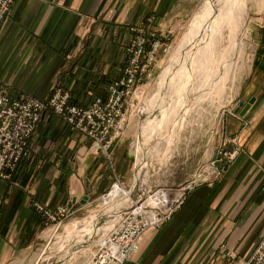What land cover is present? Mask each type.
<instances>
[{
	"label": "crops",
	"instance_id": "crops-1",
	"mask_svg": "<svg viewBox=\"0 0 264 264\" xmlns=\"http://www.w3.org/2000/svg\"><path fill=\"white\" fill-rule=\"evenodd\" d=\"M197 3L16 0L0 35V93L11 98L31 94L47 99L56 86H61L70 91L74 102L88 106L96 97H106L108 85L122 75L132 24L155 15L154 23L164 29L192 14ZM254 26L261 34L258 51L263 48L264 13L254 20ZM229 105L220 118L221 137L239 135L242 154L219 179L193 190L163 227L150 229L139 251L126 264H242L264 235V68L255 65L242 75ZM148 114L138 119V133ZM124 139L116 141L118 157H122ZM221 140L206 159L215 156ZM179 144L178 136L174 157L179 155ZM30 147L31 154L21 162L14 180L0 179V264L25 258L35 244L45 225L35 202L52 209L74 208V200L81 203L88 194V205H92L94 192L103 190L94 181V171L105 164L104 154L95 150L91 139L53 113L44 115ZM127 154L136 158L132 150ZM201 161L181 174L172 165L171 172L160 175L159 180L181 183ZM119 166L122 174L126 172L125 159L119 160ZM89 182L85 192L84 183ZM84 207L81 204L77 211Z\"/></svg>",
	"mask_w": 264,
	"mask_h": 264
},
{
	"label": "built area",
	"instance_id": "built-area-1",
	"mask_svg": "<svg viewBox=\"0 0 264 264\" xmlns=\"http://www.w3.org/2000/svg\"><path fill=\"white\" fill-rule=\"evenodd\" d=\"M15 1L0 0V35L11 17ZM155 19L152 15L148 22L130 27L131 38L124 48L126 61L122 75L108 85L105 98L97 97L87 107L72 102L71 93L62 87H56L46 100L30 94L11 98L0 93V179H14L22 159L30 155V141L47 112L90 138L111 162L112 147L125 133L130 117L147 113L146 92L142 86L154 77L158 52L169 51L170 32L159 33L153 29ZM243 150L239 135L223 136L219 153L199 166L184 183L155 190L125 212L106 238L98 242L87 264H126L139 251L141 240L150 229L161 228L169 222L193 190L223 176ZM115 187L124 188L119 178L113 183ZM35 207L49 223L60 225L70 215L67 207L51 210L39 202ZM242 264H264V235Z\"/></svg>",
	"mask_w": 264,
	"mask_h": 264
},
{
	"label": "rangeland",
	"instance_id": "rangeland-1",
	"mask_svg": "<svg viewBox=\"0 0 264 264\" xmlns=\"http://www.w3.org/2000/svg\"><path fill=\"white\" fill-rule=\"evenodd\" d=\"M197 1H198V3H197V6L195 7L193 13L190 14L188 17L183 18V21L173 22L170 24L171 25L170 27H167L164 29L158 27V25L155 23L152 24L153 29L158 30L159 33L170 32V36H169V39L167 42L169 45V47H168L169 51L167 53H164L162 51L158 52L157 59H156V68H155L156 71L154 73V77L151 81L146 82L142 86L146 92V95L144 96V97H146V99L144 102L147 105L146 109H147V113H149V114H148V117L146 118V121L143 123V127H142V130L140 133H138V131H137V129H138L137 123L139 122L138 119H140L141 117H138V116L130 117L131 122H130L128 128L126 129L125 133L121 136V138H125L124 142L122 143L123 144L122 157H118V153H117L118 149H117V151H115L116 142L112 147V150L113 149L114 150H113V154L111 157V162L103 152L98 151L96 149L97 147L94 146L95 150L97 152H99V154H102V155L104 154L103 156H105L102 158V163L105 161V164L101 165L99 170L97 169V172H96V170L94 171V181H96L98 184L102 185L103 190L94 192L93 204L88 205V203L90 202V200H89L86 204L83 205L85 207L82 210L77 211V209H76L75 211H72L73 208H70L69 206H58V207H67L70 211V215L66 219H64L60 225L55 224V223H49L47 221V219L41 213H39L37 211V209L35 207V203H36L35 202L34 203L35 210H36L37 214L44 220L45 225L40 230L39 236L36 239L35 244L30 248V252L28 253V255L23 259H19L15 262H12L11 264H35L36 258L38 257L39 253L42 251L44 246L46 245L48 235L52 232L53 229L60 227L59 228L60 234H65L67 227L71 226L73 221L81 220V219L89 218V217L92 218L94 215H96V216H94L95 217L94 219H98V218L100 219V217L102 215L99 213H103L102 211L104 209H106V208H104V200H106L108 198L110 191L112 192L113 183L115 182L116 178H119L121 180L122 187H124L125 190H131L135 186V183L133 185L132 182H133V175L134 174L137 173L136 175L138 177V170L136 171V169H135V172H134V168L137 164H140V162H136V165L134 163L136 161L135 159H137V161H138V144H139V141H141V142L143 141V135L144 134L150 133L151 130L155 131L156 130L155 128L157 126H159V124L161 122L160 118H161L162 113L164 111H166L167 109L170 110L171 104L174 103V99H175L174 96L176 94L175 92L177 91L176 90L174 92V90H172V89H173V85H174L175 81L178 80V78L180 77V75L182 73L180 70L182 69V67H185V66L188 68V66L191 64V62H193L191 60V58H192L191 53H187V56H185V57L182 55L181 43L183 42V38L185 37L186 33L191 28V25H192V22L194 21V19L197 17V15H199L201 13L202 10L205 9V7H207L211 3V0H197ZM245 9L247 10L246 12H247V17H248L246 25H245L247 28L245 30L246 34L242 36V39L245 41V49L242 50L241 53L239 55H237V57H235L234 54L233 55L231 54L232 56L228 57L230 61L236 62L237 68H236V74H235L234 80H231L228 83V89L226 90V93L223 96L224 98L222 96H220V97L214 96L213 99L207 98L206 100H204L201 103V105H200L201 110L196 111L195 114H193L194 116L191 119H189L190 117H188L189 120L187 121V124L184 125V128L182 129L183 130L182 133L178 135L179 139H180V144H179V149H178L179 155L177 157L172 158L173 161L171 160L168 162L165 159H163L164 158V155H163L164 151L160 152L159 154H158V152H159L158 150H157V153L155 152V150H156L155 147H156L157 142H156V139L154 137H155L156 133L151 134L149 137H147L146 141H144L143 155H142V159H141L142 162L141 163L144 164V167H145L144 172L147 176L146 178L148 180H151V181L153 180L151 183H149V186H151V190H152L151 192H153L155 190L163 189V188H168V189L175 188L176 186L181 185L187 179L190 178V176L193 174V172L199 166L209 162L211 159H213L219 153V150L221 147V142H222V140H221V138H222L221 137L222 136V127H221V123H220V118L230 108L229 102L231 100V97L234 94V89L237 85V81H239L240 78L242 77V75H244L252 66H255V61L257 58L256 45L259 41V37L261 34H260V30L255 28L254 20L257 17L263 15V13H264V0L262 3H260L259 0H247L246 4H245ZM149 17L150 16H148L147 18L149 19ZM148 19L146 21H143V22H148ZM137 23H139V22H137ZM137 23H134V24H137ZM130 27H129V31H130ZM229 32L230 31H228V30L225 32V37L221 43L222 49L228 48L227 46H229V39H230V37H229L230 33ZM130 38H131V36H130ZM178 48H180V49H178ZM201 50H203V46L201 48H197L195 54H198ZM232 52L233 51L231 50V53ZM181 56H183V58ZM178 59H179V61H178ZM125 61H126V59H125ZM179 65H181L182 67ZM200 76L201 75L198 76L197 80L200 79ZM197 80H195V82ZM198 82H200V80ZM56 87H61V86H56ZM54 89H53V91H54ZM53 91H52V94H53ZM167 92L169 94H167ZM178 96H180V94ZM102 98H105V97H102ZM42 100H46V99H42ZM72 102H74V101L72 100ZM74 103H76V102H74ZM192 104H193V102H192ZM79 105H81V104H79ZM81 106H83V105H81ZM85 107H87V106H85ZM47 113H52V112H47ZM47 113H45V114H47ZM43 118H44V116H43ZM193 120H194V122H193ZM191 122H193V123H191ZM167 129L169 130V128L164 129V134L168 133ZM78 133H80V132H78ZM178 136L175 139V144H176L175 149H174L175 153H177ZM141 137H142V139H141ZM219 138H220L221 142L219 141L220 144H219L218 152L215 154V156H212V158L206 159L209 156V154L212 153L213 148L216 145L218 146ZM30 143H31V141H30ZM92 144H93V142H92ZM208 144H210V145H208ZM129 150H132L134 157H136L135 159H133V158L131 159L128 157L127 152H129ZM187 153L190 155L187 156ZM30 154H31V147H30ZM139 155H140V153H139ZM162 156H163V158H162ZM25 158H27V157H25ZM122 158L126 160V165H127L126 172H128V174H126V175H125V173H126L125 170L123 171V174L120 171L121 168L119 166V160ZM23 159H22V161H23ZM129 159L131 161H129ZM198 161H201V162H199L195 166V168L192 171V173L190 174V176L181 183H171V182L169 183V182H162L159 180L160 175H162V174L166 175V174H169L171 172V168H172L171 166L172 165L177 167L175 172L178 171L181 174V173H185L191 167L192 163H197ZM161 165H162V167H161ZM137 168H138V166H137ZM120 175H121V177H120ZM150 177H152V178H150ZM90 179L91 178L89 177V180ZM13 180H9V181H13ZM4 181H8V180H4ZM90 185H91L90 182L86 183V184L84 183L85 192L89 189ZM105 196H107V197H105ZM146 196H147V194H145L143 192V195L141 194L142 198L140 197L139 201L142 199H145ZM39 203H41V202H39ZM41 204H43L46 208L51 209V210H56L58 208L57 207L55 209H52V208L46 206L44 203H41ZM77 204L81 205L80 202ZM104 211H106V210H104ZM91 234H88V236H90ZM95 236H94L95 237L94 239L93 238L90 239L87 237L88 240H86V239L79 240L77 238L78 240L75 241V239H71L72 242L69 241L70 245L68 244V246L64 249V251L62 253L63 255L60 254V256H63V258L64 257H66V258L61 259L60 261H56L53 264H87V262L91 259L93 253L95 252V250L97 248L98 242L96 240H97L98 235H95ZM62 240H64V239L62 237H60L59 240L56 241L55 244H53V245L58 246L57 244L61 243ZM76 246H78V248H76ZM69 250H71V251L69 252ZM246 257H244V258H246Z\"/></svg>",
	"mask_w": 264,
	"mask_h": 264
},
{
	"label": "bare ground",
	"instance_id": "bare-ground-1",
	"mask_svg": "<svg viewBox=\"0 0 264 264\" xmlns=\"http://www.w3.org/2000/svg\"><path fill=\"white\" fill-rule=\"evenodd\" d=\"M246 1L211 0V3L197 15L181 43L182 55L185 57L187 53H191V60L193 62H191L188 68L186 66V68L182 67V64L179 65L182 67L180 70L182 73L173 85L172 90L174 92L177 90L174 96V103L171 104L170 110L167 109L162 113L161 122L155 128L156 130H151L150 133L144 134L143 141H139L138 160L140 164L137 165L138 168L136 167L138 177L136 178L135 186L131 190L118 187L113 188L108 198L104 200V208L106 209H103L106 211L102 209L103 213H99L102 215L100 219H94V216H96L94 215L93 217L91 216L92 218L73 221L71 226L67 227L65 234H60V227L53 229L48 235L46 245L36 258L35 264H53L56 261L65 259L66 257L63 258L60 254L63 255L62 253L70 243L69 241L72 242L71 239H75V241L78 239L88 240V238L94 239L95 235H98L96 241L101 242L114 226L121 221L125 212L134 207L139 201L141 194L143 195V192L146 193L151 189L149 183L153 180L151 181L146 178L145 167L141 163L144 141L151 134L156 133L154 137L157 142V144L155 143V152L157 153L158 150L159 154L164 151L165 160L171 161L175 153L176 137L179 135L181 129L184 128V125L187 124V121L194 116L193 114L201 110V103L207 98L213 99L214 96L223 97L225 95L228 83L235 78L237 68L236 62L230 61L228 57H231L233 54L237 57L245 49V41L242 39V36L246 34L245 30L247 29L245 26L248 19L247 10L245 9ZM259 1L260 3L263 2V0ZM227 30L230 31L229 46L222 49L221 43ZM202 46L203 50L195 54L196 49ZM231 50L233 51L232 53ZM183 56L181 57L183 58ZM199 75H201L200 82L197 80ZM195 80L197 81L195 82ZM167 94L169 93L167 92ZM179 94L180 96H178ZM188 117L190 118L188 119ZM165 128H169V130L167 129L168 133L164 134ZM141 187L143 192L140 189ZM88 234L91 235L88 236ZM60 237L64 240L57 244L58 246H54L53 244Z\"/></svg>",
	"mask_w": 264,
	"mask_h": 264
},
{
	"label": "water",
	"instance_id": "water-1",
	"mask_svg": "<svg viewBox=\"0 0 264 264\" xmlns=\"http://www.w3.org/2000/svg\"><path fill=\"white\" fill-rule=\"evenodd\" d=\"M261 43L263 45V48L257 51V58L255 61V65L264 68V61L261 60V57H264V30H263V36L261 39ZM254 101V99H252L247 105L244 106L243 110L241 111V114L244 115V113L247 111V109L250 107V104ZM243 106V103L240 104V106L236 109V112L240 111V108ZM90 200V197L88 194H86L83 199L81 200L80 204H86L88 201ZM75 206L72 209V211H75L76 209H78L80 207L79 204H76V199L74 200Z\"/></svg>",
	"mask_w": 264,
	"mask_h": 264
}]
</instances>
